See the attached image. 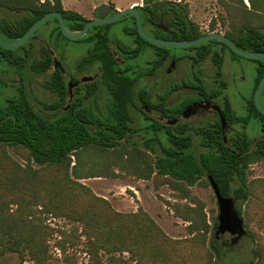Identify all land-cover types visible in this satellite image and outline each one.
Here are the masks:
<instances>
[{
  "label": "trees",
  "instance_id": "obj_1",
  "mask_svg": "<svg viewBox=\"0 0 264 264\" xmlns=\"http://www.w3.org/2000/svg\"><path fill=\"white\" fill-rule=\"evenodd\" d=\"M218 1L230 18V29L225 35L243 51L264 52V0H249L250 7L244 0ZM136 7L141 12L143 26L152 25L163 39L187 41L217 31L215 24L208 32L201 31L190 18L189 5L182 1L143 0L142 6ZM0 11L8 14L3 17L0 12V37L7 42L21 38L36 21L51 12L61 13L72 30H82L89 22L78 12L65 9L62 0H0ZM132 18L135 27L128 29L127 33L136 36L137 44L131 51L124 48L126 55L139 58L146 52V47H150L158 51L157 65L164 64L168 60L169 48L155 47L144 41L138 33L136 19ZM51 20L56 26L50 39H67L57 19L50 18L45 24ZM225 21L222 20L223 26H226ZM163 27L168 30L164 31ZM90 36L95 47L88 58L101 61L104 68L101 84L109 96L104 110L82 105V93L79 92H76L79 100L65 109L69 92L67 79L60 70H56L46 84L58 100L53 105H45L42 111L37 110L23 84L7 83L0 76V91L4 92V98L0 100V255L16 254L18 264H49L55 247L60 250L65 263L71 264L69 249L75 246L73 238L81 242L85 237L84 250L90 264H107L105 256L115 260V255L123 256L125 253L137 264H185V259L181 255L176 257V253L195 243L204 249L206 264H215V260L224 257L231 249L224 248L215 240L210 241L209 249L206 248L211 227L200 202L196 207H189L187 214L183 215V219L191 223L190 231L195 235L189 240H172L143 210L121 214L107 200L97 197L77 180L102 177L111 155L116 158L127 156L132 167L138 168V163L145 165L143 171L147 174L144 177L150 178L155 174L163 178V182L181 191L184 199L190 195L189 186L204 178L211 184L210 178H213L221 195L239 202L238 211L243 214V206L253 203L258 187L256 182L249 183V169L255 163L264 162V115L257 109L254 97L246 107V117L238 116L231 101L225 99L223 105L228 122L241 125L243 129L227 135V143L218 119L194 128L187 124L171 127L145 116L149 124H144V129L137 128L131 106L137 97L147 98L145 89H137L143 75H137L134 68L121 70L113 64L106 26L93 27ZM31 45V41L27 42L17 50L0 46V65H9L20 76L27 65L37 75L46 74L54 66L50 50L43 47L41 57L36 59L32 57L34 50L27 49ZM219 45L238 56L216 41L204 42L191 50H197L201 60L211 58L220 78L224 60L222 54L214 50ZM253 61L259 63L255 93L264 77V62L263 59ZM196 86L200 87L198 83ZM220 86L214 94H223L225 85ZM98 89V84H88L83 95L93 96ZM163 103H159V111L170 118L178 116L175 109L169 113ZM46 110L53 113H45ZM252 119H258L260 123L261 136L256 140L247 134ZM144 130H148V135L140 142L132 140ZM195 134L200 137L201 152L195 149ZM129 144L133 145L132 148ZM7 147L21 150L19 152L25 154L23 158L28 162L27 166L12 159ZM147 152L154 155V161L148 162ZM95 154L104 158L105 165L94 164L96 171L86 169L85 159L90 164L97 162ZM73 157L78 159L74 166ZM32 163L40 168H33ZM84 166L85 171L80 168ZM38 212L81 223L82 231H62L63 238L53 247L50 239L55 229L37 217ZM246 221L248 226V219ZM219 224L218 220L214 229H218ZM253 255L247 264H264V243L261 240Z\"/></svg>",
  "mask_w": 264,
  "mask_h": 264
},
{
  "label": "rangeland",
  "instance_id": "obj_2",
  "mask_svg": "<svg viewBox=\"0 0 264 264\" xmlns=\"http://www.w3.org/2000/svg\"><path fill=\"white\" fill-rule=\"evenodd\" d=\"M44 1V0H42ZM141 0H62L65 9L78 12L83 15L87 20H93L97 15V10L103 5H109L113 9L110 12H117V7H125L133 2H140ZM174 2H184L190 7V18L194 21L203 32H208L211 29V25L215 24L219 33L225 34L228 31L230 18L227 15V11L220 4L218 0H168ZM246 5L250 7V2L244 0ZM249 1V0H248ZM142 6V4L140 5ZM8 14L4 13L5 17ZM222 20H226V26L222 25ZM229 20V21H228ZM54 21H50L48 24H44L37 33V38L32 40V45L27 46V49H33L32 57L38 59L42 55V48L47 47L53 54V58L56 57L63 67L69 72L74 74L76 71L79 59L85 57L88 52L93 48V43L90 42V35H86L84 38L78 41H71L60 37L58 39H50V34L55 28ZM108 28L109 36L112 41L117 42L121 46L135 48L137 44L136 36H131L127 33L128 29L135 27L132 15L128 14L122 17L120 20L102 25ZM145 32L152 36L163 39V36L152 25L147 24L144 26ZM52 46H50V45ZM114 45V44H113ZM115 50V46H113ZM214 50L221 53L223 56V73L224 79L228 83V90L226 95L229 97L236 114L240 117H246V107L250 100H252L256 78L258 62L249 60L243 57L235 56L229 49L222 47H214ZM154 49L146 47V52L141 55L137 61H133L127 65L130 68H136L137 72H143L150 67L152 56L154 55ZM168 52L179 62L173 64L168 60L163 67H161L157 74L152 77H146L140 84L139 88L146 87L148 91L156 95H165L170 92L173 93L170 97L171 101L169 105H180L188 96L193 93L188 92L185 88H178L177 91L172 90V85H178L186 80L192 78V74L198 70V68L192 67V61H187L185 57L196 56L195 51H189L188 49H176L169 48ZM121 58V55L119 54ZM264 62V59H263ZM137 65V66H136ZM172 70V71H171ZM215 65L211 58H208L203 62L201 66L202 75L200 77L205 79V83L209 89L216 87L215 84ZM171 71V72H170ZM96 71L93 72V74ZM170 72V73H169ZM53 69L46 74L37 75L27 65L23 75L20 76L16 69L6 64L0 65V76L7 83L13 85L23 84V88L28 92L31 100L35 104L37 110L42 111L45 105H53L57 102L58 97L47 89L46 84L50 80ZM67 81H69V77ZM181 86V85H179ZM101 93L98 104L101 106V110H104L108 94L104 88H100ZM176 89V88H175ZM8 90V88H7ZM3 93V94H2ZM4 92L0 91V100L4 98ZM260 102L264 108V89L261 92ZM89 105L95 106L96 103L88 102ZM45 113H53L46 110ZM133 116L135 120V126L143 129L144 124H149L144 118L141 119L139 111L134 110ZM151 117L157 121L161 120V116L158 113L151 112ZM215 116L206 115L198 118H192L189 123L192 127L207 125L213 123ZM230 134V133H229ZM227 133V135H229ZM247 134L252 139H258L261 136L260 123L258 119H252L247 129ZM148 133L143 131L135 135L132 139L135 142H140L144 136ZM195 149L197 152H201L203 149L200 146V137L194 135ZM129 148L133 145L129 144ZM141 149H144L139 144ZM9 155L23 166H27V161L23 158L21 150L14 147H7ZM24 152V150H22ZM25 153V152H24ZM148 153V162L154 161V155ZM97 162L89 163L87 158L86 169L92 168L94 164L106 163L102 161L104 159L98 154H95ZM74 166L78 163V159L73 157ZM109 165L105 167L102 177H93L88 179L77 180L82 185L87 186L92 192L100 198L107 200L111 207L121 214L137 213L139 210L146 212L158 225V227L165 233L167 237L172 240L184 241L192 239L195 235L190 230V224L183 219V215L187 214L189 207H196L197 202H200L204 207V213L206 214L207 221L211 227L207 237L206 248H210V241L215 240L218 244L224 248L231 249L225 253V256L215 260V264H247L253 258V251L258 241L264 243V162L260 161L251 165L248 174L249 183L256 182L258 187L255 189V196L253 197V203H248L243 206V218L246 234L235 245H232V237L225 235L223 238L217 236V229H214L215 223L219 220L220 207L218 204L217 196L211 184L207 178L202 179L199 183L189 186L187 189L190 193L187 199H184L181 191L174 189L163 182V178L155 176L153 174L150 178L144 177L147 172H144V164L138 163L139 167H132L129 163L127 156L116 158L114 155L109 157ZM92 162V161H91ZM89 163V164H87ZM33 168L39 169L40 166L32 163ZM85 166L80 167L84 169ZM79 167V166H78ZM96 171V170H95ZM74 178V177H73ZM75 179V178H74ZM263 181V182H261ZM195 199V200H192ZM237 208L240 206L239 202H236ZM15 209L16 206H13ZM246 211V215H245ZM37 217L41 218L44 223L51 226L54 231L53 237L50 239L51 245L54 247L63 238L62 231L70 232L73 229L78 230L81 233L82 224L78 222H72L66 218L56 217L51 213H37ZM246 219H248V226H246ZM77 234V233H76ZM85 237H82L81 242L79 239L73 238L75 246L70 247L69 253L71 255V264H90L89 257L84 250ZM190 244V243H186ZM194 253V254H193ZM53 258L49 264H67L57 248L52 249ZM182 256L185 260V264H206L204 249L200 248L197 243L194 245H186L181 251L176 253L177 256ZM196 255V257H195ZM105 256L107 264H137L133 259H130V255L125 253L123 256L115 255V260H111ZM122 260V261H120ZM188 261V262H187ZM19 258L16 254L7 256L0 255V264H18Z\"/></svg>",
  "mask_w": 264,
  "mask_h": 264
},
{
  "label": "flooded vegetation",
  "instance_id": "obj_3",
  "mask_svg": "<svg viewBox=\"0 0 264 264\" xmlns=\"http://www.w3.org/2000/svg\"><path fill=\"white\" fill-rule=\"evenodd\" d=\"M113 9L112 10H110V8L106 9L107 10V15L103 16V17H111L114 14H116V12H113L112 14H110V12L113 11ZM100 11H101V9H99V11L97 10L96 17L99 16ZM1 14L3 15L4 12H1ZM89 21H91V20H89ZM143 28H144V26H143ZM162 29L163 30L166 29V31L168 30L167 27H163ZM75 31H79V30H75ZM37 33L33 35L32 40L37 38ZM210 33H212V32H210ZM89 35H91V31H90ZM32 40H31V42H32ZM167 40H169V39H167ZM110 41H111L110 42V48H111V51H112L113 56H114V63L113 64L115 66H118L121 70H124L126 68H130V67H127V65L130 64L132 61L134 63L135 61H137L138 58H132V54L126 55V52L124 51V48L129 49V51H131L132 48L125 47V46L123 47V46L119 45L117 42L112 41L111 39H110ZM90 42L95 44L93 40H90ZM113 46H115V50H114ZM94 47L95 46L93 45V48L88 52V54L85 57L79 59V62L77 64L76 71H75L74 74L69 73L63 67L62 62H61V67L56 68L55 67V61H54L56 57L53 58L54 66H52L49 71H51L53 69V73H54L56 70H60L62 72V74L65 76L66 79H67L66 76L69 77V81H67L69 96H68V104L64 107L65 109H68L72 102H74L76 100L77 101L79 100V99H77L78 96H76V92L82 93V95L80 97V100L83 101L82 105L86 106L87 108H93V109L100 108L101 109V106L98 104V101H99V97H100V93H101V89L100 88H104V86L101 84L104 68L102 66V62L101 61H94L91 57L88 58L90 56V54L92 53V51L94 50ZM191 49L192 48H189L188 50L190 52L191 51H195L196 52V56H194V57L191 56V55L188 56V57L186 56L185 59L187 61L191 60L192 61V67L193 68L194 67L198 68V70L195 71L192 74V78L186 80L185 82H182L181 84L172 85V90L177 91L178 88H182V89L185 88L188 92H192L193 94L191 96L186 97V99L180 105L173 106V105H169L170 101H171L170 97H171V95L173 93L170 92L169 94H165V95H162V96L155 94L156 99H154V94H152V92L148 91L146 87H142V88L140 87L139 88V84L146 77L155 76L157 74L158 70L161 67H163L168 60H170V64L173 61L174 65H175V63L179 62L178 59L173 58L171 56V54L169 53L168 60L164 64H161L160 66H158L157 63H156L158 51L154 49L155 52H154V55L151 58L152 59L150 61L151 63L148 64V65H150V67L148 66V68L145 69L143 72H137L136 68H134V71L136 72L137 75H139V74L143 75V77H141L140 80L138 81L137 89L139 91L142 90V89H145L148 94H147V98H145L144 100H142L140 97H137V99L134 101L133 105L131 106L132 115H133V111L134 110L139 111V113L141 114L140 117H141V119L143 121V118L145 119V116L149 117L150 119H153L151 117V112L158 113L161 116V120L157 121V120L153 119V121L161 122V123L167 124V125H169L171 127H175V126H177L179 124H187V125L192 126L189 123L190 119L198 118L200 116H206V115H211L212 114L213 116H215V121L214 122H216L217 119L219 120V123L221 125V131H222V134H223V127H222V124H221L220 113L215 108V106H217V107H219L221 109V111L223 112V114L225 116V119H226L227 127H226L225 135H226V139H227V133L231 134L233 132L242 131L243 129H242L241 125L230 124L228 122L227 117H226L225 112H224L223 103L225 102L224 100L227 99V98L229 99V97L226 95V92L228 90V83L224 79L225 75L223 73V68H222V77L219 78L217 76V67L215 66L216 70H215V78L214 79H215L216 87L209 89L207 87L206 83H205V79L199 76V75H202L201 66H202L203 62L206 61V60H201V58H199L198 51L197 50H191ZM50 53H51V55L53 57V54H52L51 51H50ZM119 54L121 55V58L119 57ZM94 71H96V72L93 74ZM88 78L92 79V80L83 81L84 79H88ZM95 83L99 85L98 92L95 95L90 96V97L84 96L83 93L87 92V85L88 84H95ZM196 83H198V85H200V87L196 86ZM70 84H71V91H70V87H69ZM221 84L225 85V90L223 91V94L222 95L214 94L215 91L220 90V87H221L220 85ZM179 85H181V86H179ZM164 100H165V102L163 103ZM88 102L89 103L90 102L91 103L94 102V103H96V105L95 106H93L92 104L89 105ZM159 103H163L162 106L167 108L169 113L171 111H172L171 113H173V109H175L176 110L175 113L178 116L172 115L171 118L168 117V116H165L161 111H159L157 109V107L159 106ZM208 103H212L215 106L208 105ZM191 107H192L191 114H189L187 117H185L184 116L185 111H187V109L191 108ZM181 108H183V111L180 113L179 111H180ZM208 124H211V122L208 123ZM202 126H204V125H202ZM144 128H145V125H144L143 129ZM144 131L148 132V130H144Z\"/></svg>",
  "mask_w": 264,
  "mask_h": 264
},
{
  "label": "water",
  "instance_id": "obj_4",
  "mask_svg": "<svg viewBox=\"0 0 264 264\" xmlns=\"http://www.w3.org/2000/svg\"><path fill=\"white\" fill-rule=\"evenodd\" d=\"M112 10L113 8L109 5H103L100 7L101 11L99 13V16H97L95 19L89 21L85 27L82 30L75 31L71 30L67 27L65 23L64 17L59 12H51L46 14L43 18L36 21L30 29L19 39L7 42L1 39L0 37V46L3 49L7 50H17L24 46L27 42L32 40V37L34 34H36L41 27L47 22L50 18H55L59 22L60 29L62 31V34L65 38L71 40V41H78L82 38H84L86 35H88L93 27L96 26H102L106 24L114 23L118 20H120L122 17L130 14L136 19V26L138 33L140 37L148 42L149 44L159 47V48H176V49H189L196 47L204 42L208 41H216L219 43H222L226 45L228 48H230L236 55L249 59V60H261L264 59V52H247L240 49L237 44L227 37L226 35L219 33V32H212L205 34L197 39L194 40H188V41H175V40H167V39H161L158 37H152L148 35L144 28H143V22H142V16L141 12L137 7H129L124 10L117 11L116 14H114L111 17H103L107 15V10ZM166 31V29H164ZM55 67H61V63L58 61V59L55 58ZM92 79H84L83 81H88ZM70 91H71V84H70ZM264 89V77L261 79L255 94H254V102L257 107V109L260 111L261 114L264 115V108L261 105L260 102V96L261 92ZM208 105L215 106L212 103H208ZM215 108L219 111L220 117H221V124L223 127V135L225 138V142H227L226 139V119L221 111V109L217 106ZM191 108H188L187 111H185L184 116L187 117L189 114H191ZM211 186L215 191V194L217 196L218 204L220 207V215H219V227L217 229V236L218 237H224L225 235H230L232 237V245H235L239 242V240L246 234L245 227H244V218L243 215L238 211L236 202L231 197H224L221 195L219 191V187L217 183L213 180V178H210Z\"/></svg>",
  "mask_w": 264,
  "mask_h": 264
},
{
  "label": "crops",
  "instance_id": "obj_5",
  "mask_svg": "<svg viewBox=\"0 0 264 264\" xmlns=\"http://www.w3.org/2000/svg\"><path fill=\"white\" fill-rule=\"evenodd\" d=\"M247 2H248V4H249V1L248 0H246ZM143 3V0H141L140 2H133V3H131V4H129V5H127V6H125V7H117V11H122V10H124V9H126V8H129V7H136V6H140L141 4Z\"/></svg>",
  "mask_w": 264,
  "mask_h": 264
}]
</instances>
